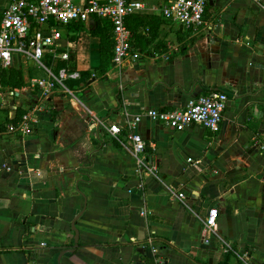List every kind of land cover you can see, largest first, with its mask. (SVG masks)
<instances>
[{
	"label": "crops",
	"instance_id": "crops-1",
	"mask_svg": "<svg viewBox=\"0 0 264 264\" xmlns=\"http://www.w3.org/2000/svg\"><path fill=\"white\" fill-rule=\"evenodd\" d=\"M11 1L0 0V23ZM142 1L127 18L139 57L119 68L101 70L93 31L107 21L113 59V25L95 16L63 27L41 63L17 54L9 65L26 84L0 88V264H264V0H209L196 28L163 18L168 0ZM61 69L77 76L57 84L27 133L8 132L42 102L34 81ZM212 91L229 95L218 132L145 114ZM133 132L157 175L139 173Z\"/></svg>",
	"mask_w": 264,
	"mask_h": 264
},
{
	"label": "built area",
	"instance_id": "built-area-1",
	"mask_svg": "<svg viewBox=\"0 0 264 264\" xmlns=\"http://www.w3.org/2000/svg\"><path fill=\"white\" fill-rule=\"evenodd\" d=\"M261 1V0H257ZM209 0H168L160 7V15L175 21L187 28L199 27L204 22L206 7ZM147 3L142 0H12L4 10L0 23V66L8 67L17 54L28 56L41 63L46 49L54 50L59 46L66 25L86 21L92 16L109 19L113 25V67L119 68L129 57L137 59L138 52L133 51L132 34L127 25V17L145 8ZM66 58L67 55H64ZM77 74L61 69L59 74L48 79H37L34 84L43 89L42 102L25 115L19 125H10L9 131L27 133L31 128V117L35 111L45 108L47 99L57 84L65 86L64 81ZM66 88V87H65ZM64 88V89H65ZM66 91V90H65ZM229 95L224 91H212L190 99L184 106L171 110L148 109L145 114L167 128L184 130L198 124L212 132H218L227 107ZM142 115H136L130 125L135 126L141 121ZM110 132L120 135L122 128L112 125ZM124 145L123 141H121ZM264 151V142L259 141ZM127 146L136 158L139 173L157 175L158 165L150 160L147 153V141L142 135L133 132L129 136ZM181 201L186 195L183 192L175 194ZM218 209L210 208L202 218L203 234L207 241L214 234L218 221ZM228 249L232 246L226 244ZM243 257L248 258V254Z\"/></svg>",
	"mask_w": 264,
	"mask_h": 264
},
{
	"label": "trees",
	"instance_id": "trees-1",
	"mask_svg": "<svg viewBox=\"0 0 264 264\" xmlns=\"http://www.w3.org/2000/svg\"><path fill=\"white\" fill-rule=\"evenodd\" d=\"M95 18L101 20L100 16H95ZM128 18V17H127ZM128 20V19H127ZM128 24V23H127ZM82 27H77L79 31ZM93 34L97 35L101 39V70H108L113 66L112 62V47L113 41L110 34L109 25L106 21L104 25L99 24ZM133 44V43H132ZM26 82L24 79V74L21 70L14 67H0V88L6 90L10 89H20L25 86ZM22 110L18 109V117L21 116Z\"/></svg>",
	"mask_w": 264,
	"mask_h": 264
}]
</instances>
